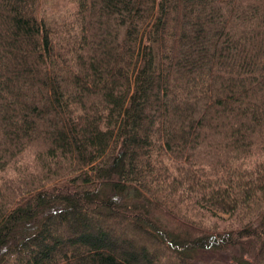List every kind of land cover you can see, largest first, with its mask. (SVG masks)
Here are the masks:
<instances>
[{"label": "trees", "instance_id": "trees-1", "mask_svg": "<svg viewBox=\"0 0 264 264\" xmlns=\"http://www.w3.org/2000/svg\"><path fill=\"white\" fill-rule=\"evenodd\" d=\"M0 173V264H264V0H0Z\"/></svg>", "mask_w": 264, "mask_h": 264}, {"label": "rangeland", "instance_id": "rangeland-1", "mask_svg": "<svg viewBox=\"0 0 264 264\" xmlns=\"http://www.w3.org/2000/svg\"><path fill=\"white\" fill-rule=\"evenodd\" d=\"M26 155L23 156V160H21V163L26 164L29 163V161H32V155L30 152H26ZM18 166H21V164H19ZM17 164L15 166V170H8L5 174H16L18 169H21L20 167H18ZM1 175V173H0ZM4 176V177H5ZM165 218V217H164ZM206 220V222H208L210 224V229H221L224 226H226V220H222L220 218H215V217H209L207 214H205L203 216V220ZM166 221V220H165ZM170 224H174V221H170ZM195 258H197L198 260L205 262L206 264H219L220 262H225L228 261V258L226 255L222 254V253H217V252H209V251H201L195 254Z\"/></svg>", "mask_w": 264, "mask_h": 264}]
</instances>
